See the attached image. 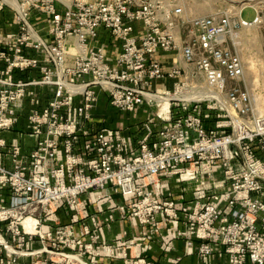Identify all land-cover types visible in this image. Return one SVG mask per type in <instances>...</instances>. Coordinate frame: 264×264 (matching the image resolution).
Returning a JSON list of instances; mask_svg holds the SVG:
<instances>
[{
	"label": "built area",
	"instance_id": "obj_1",
	"mask_svg": "<svg viewBox=\"0 0 264 264\" xmlns=\"http://www.w3.org/2000/svg\"><path fill=\"white\" fill-rule=\"evenodd\" d=\"M224 3L204 15L194 13L189 0H76L64 9L55 0H0V11L12 10L18 25L17 33L0 37V131L18 122L16 105L30 84L56 87L49 103L29 115L32 132L45 135L30 155L0 137V186L14 194L10 205L0 206V223H7L12 239L21 244L60 236L61 243L78 249V257L113 255L114 249L98 244L100 227L82 199L85 193L111 185L129 197L120 207L124 215L142 224H150L156 213L177 219L176 203L161 197V177L200 181L213 178L221 164L231 184L222 201L227 209L201 202L191 212L183 208L188 222L179 235L201 240L200 256H210L212 244H218L228 264H264V155L257 157L253 150L258 145L264 152V114L258 110L262 90L250 81L246 63L230 44L242 29L264 27V0ZM248 8L255 12L252 21L242 16ZM36 15L48 18L45 33L35 24ZM101 28L120 42L116 56L108 44L99 43ZM9 40H14L11 49L5 45ZM31 69L41 72L32 83L20 76ZM165 79L173 89H156ZM203 90L225 99L219 109L226 120L216 121L214 133L197 106L167 116L158 138L152 140L149 132L130 156L124 142L87 126L101 93L115 108L132 112L146 101L156 103L160 95L182 98L183 107H190L204 100L198 95ZM78 97L82 101L75 105ZM82 138L87 141L78 150ZM5 148L11 168L3 163ZM58 152L63 161L49 167ZM63 206L73 210L67 224L59 219ZM28 218L34 220L31 229L25 225ZM83 219L93 226L84 225L78 235L75 227ZM47 222L56 232L42 230ZM127 256V264H152L139 248Z\"/></svg>",
	"mask_w": 264,
	"mask_h": 264
},
{
	"label": "crops",
	"instance_id": "obj_2",
	"mask_svg": "<svg viewBox=\"0 0 264 264\" xmlns=\"http://www.w3.org/2000/svg\"><path fill=\"white\" fill-rule=\"evenodd\" d=\"M34 22L45 33L48 18L36 15ZM17 32L18 25L14 12L10 9L0 11V37ZM99 43L108 44L109 53L112 56H116L121 50L120 42L105 28L100 29ZM5 45L11 49L14 46V40L6 41ZM32 55L41 59L38 52L34 51ZM20 76L32 83L41 77V72L31 69ZM172 83L169 79L160 80L155 84V88L158 90H161V88L170 89ZM55 91L56 87L54 85L30 84L27 87L26 97L16 105L18 122L12 129L0 131V137L7 141L8 147L18 145L26 156L30 155L37 147L38 141L45 135L32 132L29 115L35 109H43L54 96ZM81 101V98H76L75 105H78ZM153 107L146 101L132 112L121 111L111 104L109 96L101 93L87 126L93 131L105 130L112 139L124 142L127 154L133 156L139 152L141 140L151 131L153 132L152 140H156L159 130L165 124L162 111L155 110ZM194 109L198 110V108L175 106L169 116L173 117L177 113L185 114ZM200 112L204 117L206 129L210 133H214L216 131L217 116H209L201 109ZM85 140L87 141V138H82L81 143L77 146L78 150L83 149L82 146ZM253 150L257 157H263L264 152L260 146L255 145ZM63 159V153L58 152L56 160L50 161L48 165L53 167L62 162ZM3 163L8 168L12 167L10 151L7 148L4 150ZM236 166L239 167V164H236ZM230 190L231 184L226 179L221 164H218L215 168L213 178L206 177L200 181H184L177 175L162 176L160 179L161 197L173 200L176 203L179 217L170 219L163 213H156L150 224H142L137 218L126 216L121 212L120 207L127 204L129 197L123 195L119 189L108 185L101 191L92 190L87 192L82 196V199L86 203L90 214L97 219L100 227L101 238L98 244L102 247H111L114 249V254L84 256L82 264H127L126 255L132 256L138 248L152 264H228L229 256L222 245L212 244V254L203 257L198 254L197 250L201 240L181 237L179 233L186 230L188 222V213L183 208L191 212L196 203L201 202L221 203L227 209L226 204L222 201ZM13 196L14 194L10 188L0 186V206L10 205ZM72 213V209L63 206L59 211L60 223L67 224ZM110 216H112V220L108 223L107 218ZM86 224L93 226L90 219H83L76 224L75 231L78 235H80L81 228ZM54 226L53 223L47 222L42 226V230L45 232L50 231ZM1 230L3 233L4 229ZM5 236L9 237L7 232ZM35 239L34 241L31 239L28 248L37 246L38 237H35ZM82 239L85 242H90V237ZM131 240H135V242L129 247ZM190 240L193 242L192 245Z\"/></svg>",
	"mask_w": 264,
	"mask_h": 264
},
{
	"label": "rangeland",
	"instance_id": "obj_3",
	"mask_svg": "<svg viewBox=\"0 0 264 264\" xmlns=\"http://www.w3.org/2000/svg\"><path fill=\"white\" fill-rule=\"evenodd\" d=\"M55 1L57 2V5L64 9L76 0ZM189 5L194 13L206 15L214 12L221 5H225V3L224 0H189ZM242 16L245 20L252 21L255 17V12L248 8L243 12ZM230 44L231 46H233V44L236 46L237 51L246 63L247 74L250 77V81L256 88L258 87L262 90V95L261 92L259 93L260 98H258V110L260 113L264 114V27L242 29L238 33L237 38L232 42L230 41ZM170 89H173V83L172 88ZM223 99L224 98L214 100L213 98H210L209 100H201L200 103L195 105L192 104L189 108L199 106V109L206 112L207 115H215L218 118L217 120H226V113L219 109L223 107L225 102V99ZM180 100L184 99L169 100V108L171 106V110H173L175 106H185ZM191 100L196 99L192 98ZM149 105L154 106L153 108L155 110L164 111L163 103L156 102ZM169 108L167 109V112L162 113L163 118L169 116ZM1 225H3V233ZM42 225L44 224L42 223ZM6 228L7 223H0V233L4 239V241L3 239L0 240V264H82L83 257H78L80 254V252L77 251L78 249L69 247V243L67 242L65 244L61 243L60 241L62 240L60 236H58V238L53 237V239H48L47 237L43 239L38 238L37 246L34 248H28V244L30 241H34L35 237L32 240L27 239L20 244L18 240L12 239V235H9L8 232L9 237L5 236ZM29 228L31 229V227ZM53 232H56V226L53 227ZM75 254L77 255V258H73V255ZM88 255L89 254H86L84 256Z\"/></svg>",
	"mask_w": 264,
	"mask_h": 264
},
{
	"label": "bare ground",
	"instance_id": "obj_4",
	"mask_svg": "<svg viewBox=\"0 0 264 264\" xmlns=\"http://www.w3.org/2000/svg\"><path fill=\"white\" fill-rule=\"evenodd\" d=\"M66 1V0H65ZM69 3V2H68ZM237 37H235V39H236ZM162 90V89H161ZM198 95L201 97V99H204V100H209L211 97H210V93H208V92H205L204 90L203 91H201L200 93H198ZM198 95H196L195 97H197ZM175 96L174 95H169V96H166V95H160V96H158V97H156V99L155 100H157V103H163V110L164 111H162V113H164V112H167V109L169 108V100L171 99V98H174ZM191 98L192 97H186V99L187 100H191ZM216 99H220V97L219 96H216V98H214V100H216ZM224 100V99H223ZM161 111V110H160ZM25 224H26V226L29 228V227H31L32 228V226H33V224H34V220H32V219H30V218H28L26 221H25Z\"/></svg>",
	"mask_w": 264,
	"mask_h": 264
}]
</instances>
